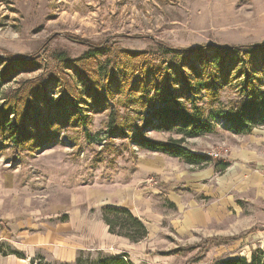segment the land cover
I'll use <instances>...</instances> for the list:
<instances>
[{"label": "rangeland", "instance_id": "rangeland-1", "mask_svg": "<svg viewBox=\"0 0 264 264\" xmlns=\"http://www.w3.org/2000/svg\"><path fill=\"white\" fill-rule=\"evenodd\" d=\"M73 39L100 46L101 53ZM261 44L264 0H0V58L26 65L11 70L17 74L3 95L40 93L35 109L41 117L54 106L51 115L70 119L18 159L0 149V243L20 253L0 256V264L72 263L79 250L94 258L126 254L132 264H215L264 249V133L234 135L216 122L212 133L186 140L190 151L211 159L204 168L141 150L128 138L97 143L111 110L121 117L145 114L120 88L107 94L111 73L112 84L125 91L151 66L158 78L172 63L194 61L170 50L207 46L201 52L207 57L217 47ZM94 73L112 109H91L83 84ZM235 85L219 90L214 105L203 98L197 104L205 115L226 107L239 98ZM64 97L72 108L57 109ZM75 109L85 126L74 120ZM147 135L180 138L173 131ZM216 162L228 167L215 172ZM127 189L131 194L117 200ZM107 203L127 207L146 226L147 238L131 244L110 235L100 216Z\"/></svg>", "mask_w": 264, "mask_h": 264}, {"label": "trees", "instance_id": "trees-1", "mask_svg": "<svg viewBox=\"0 0 264 264\" xmlns=\"http://www.w3.org/2000/svg\"><path fill=\"white\" fill-rule=\"evenodd\" d=\"M74 40V39H73ZM77 40V39H76ZM75 41V40H74ZM75 42H82L79 39ZM82 44L90 53H101L100 46H94L87 42ZM206 47L194 50H170L175 58L186 54V63L175 62L170 64L164 74L155 78L158 72L156 68H147L145 76L134 77L127 90L121 89L119 84H112L115 79L110 74L104 89L112 97V92L120 88L121 94L130 105H138V109L145 114L137 117H121L111 110L106 133L107 139H129V141L141 150L166 154L177 158L183 163L198 168H204L211 163L206 155H200L190 151L186 147L187 139H194L213 132L217 121H223L225 130L234 135L245 136L251 134L254 129L264 128V44L248 46L217 47L213 53L204 56L201 52ZM191 53H196L195 55ZM140 56L132 55L131 58ZM185 60V59H184ZM25 63L21 59L0 58V149H10L15 159L20 152H29L40 149L50 140L48 132L55 127L58 131L63 125H67L70 119L66 116L57 117L51 115V108H46L48 115L41 117V110L35 109L43 100L40 93L31 91L15 93L13 96L3 95L2 88L8 84L16 71L11 70ZM181 65V66H180ZM187 68L188 73L182 71ZM29 70V69H26ZM135 71H132V73ZM138 72V70L136 71ZM103 75V71L101 70ZM79 74V79L82 75ZM93 77H87L83 84L86 99L90 100V107L94 112L112 109L107 105L105 97L100 92L98 73ZM87 82V83H86ZM235 82L237 101L223 107L212 108L208 115L197 104L202 98L206 99L209 106L219 102V90ZM112 84V86H111ZM111 86V87H110ZM36 89V92H39ZM203 93V95H201ZM32 98H30V96ZM3 96V98H2ZM69 97L59 99L57 109L62 110L71 107ZM39 108V107H38ZM74 120L77 125H86L85 116L74 110ZM141 122V123H140ZM149 131L175 132L180 138H170L166 141H158L148 137ZM228 167L226 163H213L215 172H223ZM103 224L110 235L121 237L131 244H137L145 240L148 231L144 223L135 217L129 210L105 206L100 210ZM227 239V238H226ZM228 238L226 241H232ZM211 239L207 243H210ZM17 251H11L9 247L0 243V256L15 255ZM30 264H36L34 260ZM59 264H132L126 254L105 255L97 254L94 258L86 251L79 250L72 263ZM215 264H264V249L255 250L250 257H236L219 261Z\"/></svg>", "mask_w": 264, "mask_h": 264}, {"label": "crops", "instance_id": "crops-1", "mask_svg": "<svg viewBox=\"0 0 264 264\" xmlns=\"http://www.w3.org/2000/svg\"><path fill=\"white\" fill-rule=\"evenodd\" d=\"M261 129L260 128H258V129H254L252 132H251V134H249V136H253L254 138L257 136V134H259V133H264V132H262V131H260ZM259 145H260V147H264V142L262 143H259ZM254 146V145H253ZM153 153V152H152ZM85 192V191H84ZM131 194V191H130V189H127L126 190V193H125V196H120L119 197V199H117V200H120V198L121 197H123V198H126L127 197V195H130ZM129 198H130V196H129ZM105 206H115V207H120V208H124V209H127L128 210V208L127 207H125V206H122V205H120V204H118V205H110V204H108L107 203V205H105ZM104 206V207H105ZM130 211V210H129ZM131 212V211H130ZM136 217V216H135ZM68 259L69 260H71V261H73L74 260V254H70L69 255V257H68ZM71 261H69V262H71Z\"/></svg>", "mask_w": 264, "mask_h": 264}, {"label": "built area", "instance_id": "built-area-1", "mask_svg": "<svg viewBox=\"0 0 264 264\" xmlns=\"http://www.w3.org/2000/svg\"><path fill=\"white\" fill-rule=\"evenodd\" d=\"M218 122V121H217ZM224 123L223 121H221L220 124ZM108 138V133H106V131L104 133L101 134V136H99V140L97 141V143H99L100 147H102L104 145V143L106 142ZM213 157L217 158L218 157V154H213L212 155ZM149 182H151V179L148 180Z\"/></svg>", "mask_w": 264, "mask_h": 264}]
</instances>
